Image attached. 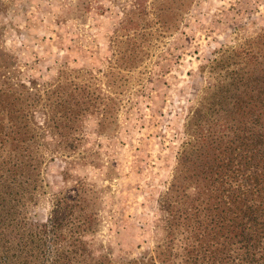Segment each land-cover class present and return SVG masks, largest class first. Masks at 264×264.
Wrapping results in <instances>:
<instances>
[{
    "label": "rangeland",
    "instance_id": "obj_1",
    "mask_svg": "<svg viewBox=\"0 0 264 264\" xmlns=\"http://www.w3.org/2000/svg\"><path fill=\"white\" fill-rule=\"evenodd\" d=\"M262 34L264 0H0V89L30 160L18 220L80 199L75 227L96 231L76 263L165 264L167 197L178 209L196 191L181 154L211 142L230 72L264 66ZM178 253L168 264H193Z\"/></svg>",
    "mask_w": 264,
    "mask_h": 264
},
{
    "label": "trees",
    "instance_id": "obj_2",
    "mask_svg": "<svg viewBox=\"0 0 264 264\" xmlns=\"http://www.w3.org/2000/svg\"><path fill=\"white\" fill-rule=\"evenodd\" d=\"M228 79L211 98V142L181 154L195 165L196 191L178 209L173 191L167 197L170 251L161 263L176 258L182 247L193 264H264V66L234 70ZM12 94L0 89V264H79L73 255L87 251L81 233L96 231L92 225L76 229L80 199L60 198L48 222L36 228L17 218L21 171L30 160L27 147L20 146L21 106L15 103L12 115L6 107ZM87 218L90 223L95 215ZM182 235L187 242L176 244ZM54 243L59 245L53 255Z\"/></svg>",
    "mask_w": 264,
    "mask_h": 264
}]
</instances>
